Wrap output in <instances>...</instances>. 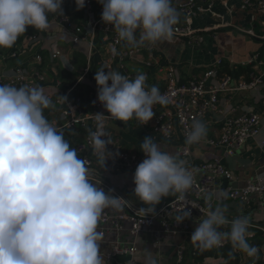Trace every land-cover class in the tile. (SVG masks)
Returning <instances> with one entry per match:
<instances>
[{
    "label": "clouds",
    "instance_id": "1",
    "mask_svg": "<svg viewBox=\"0 0 264 264\" xmlns=\"http://www.w3.org/2000/svg\"><path fill=\"white\" fill-rule=\"evenodd\" d=\"M98 2L102 21L113 26L119 41L138 46L170 40L174 35L179 14L172 0ZM62 3L0 0V48L12 47L29 27L46 30L50 13L63 15ZM75 4L80 10L85 0H75ZM94 79L97 100L106 112L94 114L97 126L89 133V141L104 167L107 159L118 155L107 147L111 144L105 130L109 117L146 124L155 114L153 106L167 105L169 98L156 85H147L143 73L129 78L101 67ZM53 106L43 87L0 84V264H104L98 221L105 209L122 207L121 197L88 179V169L76 150L44 115ZM206 134L205 124L193 120L185 142L199 144ZM140 150L145 158L133 174V193L144 204L157 205L170 193L183 195L192 187L194 175L185 161L163 149L152 136L143 138ZM216 197L222 200L227 193L220 190ZM204 198L210 201L212 195ZM226 211L222 204L214 209L209 206L190 240L204 249L227 241L233 249L258 258L260 249L248 243L249 218L229 221ZM190 216L191 211L185 210L178 220ZM225 225L229 230L221 231ZM141 256L142 264H158L148 248Z\"/></svg>",
    "mask_w": 264,
    "mask_h": 264
},
{
    "label": "built area",
    "instance_id": "2",
    "mask_svg": "<svg viewBox=\"0 0 264 264\" xmlns=\"http://www.w3.org/2000/svg\"><path fill=\"white\" fill-rule=\"evenodd\" d=\"M172 6L179 14L172 38L185 39L189 44H201L205 41L204 34L208 31L235 27L250 37L264 39V0H172ZM101 12L102 5L98 0H85V7L79 15L69 14L64 9L63 15L50 13L49 27L46 30H37L36 33L28 35V44L21 48L14 47L8 53L16 58L32 50V61L26 65L8 67L0 73V84L40 86L45 89L54 105L44 110L45 117L59 132L82 130V138L76 143L75 150L86 168L98 163L89 141V133L95 131L97 126L94 114L106 110L97 100V96H75L74 91L79 85L83 88L89 85L94 90V71L101 64L129 78L138 73L146 74L147 85H156L162 94L168 96L167 105L153 106L155 114L146 124L132 119L166 140L181 136L186 141V133L190 130L192 121L200 120L206 123L209 117H213V122L219 124V132L202 142L222 148L227 156L235 155L248 141L264 134V54L255 50L251 59L241 62L242 65L254 64L246 75L236 76L223 71L220 66L221 59H218L191 78L183 79L178 64L168 62L153 48L132 46L119 41L113 26L102 21ZM239 13L247 16V25L232 24L227 20L228 16L233 18ZM201 15L209 16L215 23L209 27H195L193 20ZM256 28L263 34L259 35ZM43 51H46V54L42 53ZM75 51L84 54L86 65L79 68L80 76L77 75L73 81L64 83L57 77L58 71L54 66H61L69 72L76 71ZM230 64L232 66L233 62L230 61ZM107 70L105 69L106 72ZM49 71L55 74V80L50 79ZM89 76L91 79L88 81ZM156 80H159L160 84H157ZM244 91L256 95L260 105L256 108L240 107L239 103H236V96ZM115 120L109 117L105 130L111 141L107 146L108 150L118 155L109 158L104 168L108 172H135L145 155L137 149L119 147L116 151L113 150L121 144L118 137H113L112 140L110 134V122ZM261 144L264 146V141ZM193 145L195 144L189 145L185 142L178 148V155L194 175L192 187L183 195L174 193L170 200L156 208L139 206L109 184L101 183L103 188L111 190L113 195L120 196L122 201L119 212L112 213L107 208L102 213L97 228L102 238H105L111 229L118 232L127 230L132 236L145 231L153 235V246L160 248L165 235L178 237L181 241L170 245L174 249V264H213L208 261L209 257L196 260L199 246L190 240L193 218L198 214H206L210 206L205 204L204 197L223 190L227 193L225 199L250 205L253 196L264 197V176L259 175L253 180H248L243 186L229 183L219 187L222 181L235 180V172L217 157L192 163L188 157L192 156ZM185 210H190L191 216L180 222L178 217H182ZM253 226L263 228L257 224ZM226 243L225 241L222 246L215 248H222ZM263 246L262 257L250 258L236 250L232 260L235 264H264ZM137 251L138 247L135 245H115L107 254V258L111 259L119 254L133 257ZM214 260H219L216 262L218 264L225 262L222 257H214Z\"/></svg>",
    "mask_w": 264,
    "mask_h": 264
},
{
    "label": "crops",
    "instance_id": "3",
    "mask_svg": "<svg viewBox=\"0 0 264 264\" xmlns=\"http://www.w3.org/2000/svg\"><path fill=\"white\" fill-rule=\"evenodd\" d=\"M65 11L70 10L67 12L72 15H79L81 13V9L77 10L76 4L74 2L73 5H68L67 9L64 8ZM227 20L232 22V24H248L247 16L242 13L237 14L235 17L231 18L228 16ZM215 23L214 19L210 18L209 16L201 15L195 19L194 26L197 28H204L212 26ZM228 27L222 28L225 31ZM220 29V28H219ZM213 30L211 32H207L206 34H211L215 39L218 38L219 33L217 30ZM205 35V41L200 44L203 45L207 42L212 41V39L207 40V35ZM231 35V34H230ZM237 36H244L239 37L240 39H250L249 35L240 34ZM222 38H226V34L222 36ZM228 38V37H227ZM234 41L236 39H229ZM254 40V39H253ZM256 41V40H255ZM188 41L184 39L172 38V41L163 40L157 42L155 44H143L144 47H151L153 48L159 55H161L165 60L168 62H174L178 64V68L181 74V78L187 79L191 78L194 74L202 71L196 72L194 70V66L199 67L201 64L204 65L208 64L211 65L215 62L216 58L219 54H228L232 57H235L236 60H229L232 61L233 64L241 63L242 61H247L251 59L255 49L248 51L246 48H234L230 51H227L231 47H224L223 49H214L215 51L213 54H208L205 56L204 60H202V56L197 54L198 48L194 51L191 50V55L189 56L186 54V44ZM25 44H28L27 38L25 37L23 42L17 46V42L13 45L10 49L12 50L14 47H23ZM189 44V42H188ZM141 45V44H140ZM191 46H195L196 44H190ZM212 45V44H211ZM259 45V44H258ZM214 47V46H212ZM3 48H0V73L8 68V67H15L26 65L28 62L32 61L33 51L30 50L26 54L16 57V60H8V54H4L2 51ZM248 54H251L248 57ZM29 58V59H27ZM14 62V63H13ZM207 67V66H205ZM157 84H160L159 80H156ZM236 103H239L240 107L246 106L247 108L252 107L256 108L260 104L257 102V97L253 93L249 92H241L236 96ZM214 116V114H212ZM211 115V116H212ZM213 117H209L206 121L205 126L207 130L206 137H214L219 132V124L213 122ZM110 134L113 140V137H118L121 144L117 147H114L113 150L116 151L117 148H125V149H137L140 150V145L143 142V138L145 136H152L153 141L160 144L163 149L173 153L178 159L183 158L178 155V148L181 143H185L181 136H176L175 139L166 140L159 136L158 134L151 131V129L141 125L140 123L136 122L135 120L129 121H111L109 125ZM63 136H79L77 142L82 138V130H68L62 132ZM75 134V135H74ZM77 134V135H76ZM264 141V134L261 135L259 138L251 139L247 142V144L241 148L239 151L235 153L233 156H227L225 151L222 148H217L205 144L201 142L199 144H195L192 147V156L188 157L191 159V162L195 163L196 161H202L204 159H212V158H220L222 159L236 174L237 178L233 181H222L219 184V187H224L227 184H231L234 186H243L247 183L248 180H253L257 176L262 175L264 176V146H262L261 142ZM76 142V143H77ZM113 153L112 150H109ZM108 160V159H107ZM106 160V161H107ZM105 161V162H106ZM88 169V179L93 183L96 184L98 187L103 188L101 183L109 184L113 189H116L123 194H125L131 201L139 206H145V204L133 193V189L135 187L133 182V174L134 172H127V171H118V172H108L102 167L99 163L95 164L93 167L87 168ZM105 192H109V189L103 188ZM216 193H210L208 195H212V199L210 201L204 200L205 204H210L211 208L214 209L218 205H224L227 207V211L225 212L226 217L229 221L232 219L247 216L250 220V226H252L255 221L264 220V197H259L257 195L253 196L252 203L250 205H243L238 201H233L232 199H217ZM111 194H113L111 192ZM168 197V196H167ZM167 197H163L166 198ZM162 202V204L165 202ZM161 204V205H162ZM149 208V207H148ZM112 213H117L120 209L115 210L112 208H108ZM206 214H198L195 218H193L192 223V232L195 227L198 225L200 220L204 219ZM229 226L225 225L220 230H228ZM191 236V235H190ZM178 237H173L169 235H165V240L160 248H155L153 246V235L150 232H141L137 236H132L129 234L127 230L118 232L116 230H109L108 234H106L105 238H102L99 243L100 250L102 253L103 258L105 259L104 264H142V256L141 253L144 249L148 248L152 250L157 258L158 264H174L173 261V253L174 249L170 245H174L175 243L180 242ZM119 245L124 247H131L135 245L138 247V251L135 253L133 257L130 255L119 254L116 257L111 259L107 258V254L113 248V246ZM169 247V248H168ZM170 249V252L165 250ZM164 249V253H163ZM263 253H264V246H263ZM211 259L208 258V260ZM213 264H218L213 262Z\"/></svg>",
    "mask_w": 264,
    "mask_h": 264
},
{
    "label": "trees",
    "instance_id": "4",
    "mask_svg": "<svg viewBox=\"0 0 264 264\" xmlns=\"http://www.w3.org/2000/svg\"><path fill=\"white\" fill-rule=\"evenodd\" d=\"M66 12H70V10H67ZM256 29H257L259 35L263 34V32H261L259 28H256ZM36 32H37L36 29H34L32 27H29L27 29V31L25 32V34H23L16 41L17 42V46L23 42L25 37H27L28 35L34 34ZM252 38L254 40L258 41L257 40L258 38H256V37H252ZM258 42H259L258 44L260 46L256 49V51H259L262 54H264V39L261 40V41H258ZM10 51L11 50H9L8 53ZM42 53L46 54V51H43ZM7 59L8 60L12 59L13 61L16 60L14 57H11L9 55L7 56ZM27 59H29V58H27ZM74 65H75L76 69H79V68L84 67L86 65V58H85L83 53H81L79 51H75V53H74ZM253 65L254 64H250V63L247 64V65H242L241 63H235V64H233L231 66L230 61L225 59V58L221 59V63H220V66H222V70L223 71H227L228 73L234 74L236 76H241V75H244V74L245 75L248 74L252 70ZM60 67L61 66H59V68ZM101 67H104V66L101 64L95 69L94 76H95V73H96L97 69H99ZM205 68H207V67H205V66L195 67L194 70L196 72H198L201 69H205ZM65 75H67L66 77H68L69 81H71L78 74L75 71H73V72L66 71L64 68L61 67L59 69V71H58V76L60 78H63ZM80 86L81 85H79L78 88L74 91V95L75 96H82V97H89V93H90L89 91L92 92L93 88L91 86H89V85L84 86V88H83V86H81V87ZM199 162L200 161H196V163H199ZM173 196H174V193H170L168 195V197L166 198V200H165V198H162L161 201L157 205L145 204V206H147L149 208H156V207L160 206L164 200L168 201ZM253 223L257 224V225H260V226H262L264 228V220L255 221ZM251 227H254V226L252 225ZM263 228L254 227L252 229L254 233H252V235H250V237H248V243L250 245L257 246L260 249L259 257H262L261 248L264 245V229ZM249 229H250V227H249ZM235 254H236V250L232 248V246H231V244L229 242H227L222 248H214L213 250L204 249V248L199 247L197 252H196V257L195 258H196V260H203L206 257H215V258L222 257V258L225 259V262L220 263V264H235L233 262V260H232ZM260 263L261 262H259L258 264H260Z\"/></svg>",
    "mask_w": 264,
    "mask_h": 264
},
{
    "label": "rangeland",
    "instance_id": "5",
    "mask_svg": "<svg viewBox=\"0 0 264 264\" xmlns=\"http://www.w3.org/2000/svg\"><path fill=\"white\" fill-rule=\"evenodd\" d=\"M74 2H75V0H63L62 8L63 9L66 8L67 9L68 5L69 6H70V4L73 5ZM193 22H195V20H193ZM222 30H224V29L220 28L219 30H217V33H219ZM235 33H237L238 35L245 34L243 32H240L235 27H228L227 30L220 32L217 39H215L211 34H206L205 33L207 35V40L209 39V41H210V39H212V41L207 42V43H205V44H203L201 46H200V44H196L195 46H191L187 42V43H185L186 44V54H188L190 56L191 55V50L194 51L196 48H198L197 54L200 55V56H202V60L205 61L204 60L205 59L204 57L207 56L208 54L209 55L210 54H213L216 51V50L215 51H213V50L216 49V48L218 50V49H221V48L223 49L224 47L228 46V47H231V48L228 49L227 51H230V50L234 49L235 47L236 48H241V49L246 48L248 51H250V50H253V49L258 48L260 46V45H258L259 42L253 40L252 37L250 39H246V38L245 39H240L239 37H244V36H237L236 37ZM225 34H226V38L223 39L222 36L225 35ZM138 36H139V33L137 32V37ZM229 39H236V40L231 41ZM167 41H172V39L167 40ZM141 45H143V44H141ZM212 46H214V47H212ZM12 47H10V48H3L1 52H3L6 55L8 53V51ZM250 55L251 54H248V57H250ZM223 58H225L227 60H231V59L232 60H236L235 57H232L231 55L222 53V54H219L218 55V57L216 58L215 62H217L218 59H223ZM229 58H231V59H229ZM203 63L205 64V62H203ZM214 63H212V64H214ZM204 64H201V66H209V63L206 64V65H204ZM49 65L50 64L48 63L47 64V67H49ZM201 66H199V67H201ZM54 67L57 68V71H59V69L61 68V67L59 68V66L57 67L56 65ZM194 67H196V66H194ZM50 70H52V69H50ZM75 72L80 76V74H81L80 69H77ZM66 76L67 75H65L63 78H60L59 76H57V77L60 78V79H62L64 83H69V82H71V81H73L74 79L77 78V76H76L73 80L69 81L68 77H66ZM49 77H50L51 80H55V77L56 76H55V74L52 71H49ZM89 79H91L90 76L88 77V81H89ZM92 82L94 84V90H92V92L89 91L90 93L88 92L89 93V97H95V96H97V84H96V81H95L94 78H93ZM78 137L79 136H64V138L69 142L70 147L73 148V149H75V145H76V142H77ZM253 228L254 227H251L250 226V229H249L250 233H254L253 230H252ZM228 230H222V231H228ZM168 248L165 251L170 252V249L168 250ZM214 248L215 247L209 248V249L210 250H213ZM239 252H241V251H239ZM163 253H164V249H163ZM208 261L209 262H219V260H214V257H211V259H209ZM220 261H222V260H220Z\"/></svg>",
    "mask_w": 264,
    "mask_h": 264
},
{
    "label": "water",
    "instance_id": "6",
    "mask_svg": "<svg viewBox=\"0 0 264 264\" xmlns=\"http://www.w3.org/2000/svg\"><path fill=\"white\" fill-rule=\"evenodd\" d=\"M257 40H258V41H261V40H262V38H258Z\"/></svg>",
    "mask_w": 264,
    "mask_h": 264
}]
</instances>
